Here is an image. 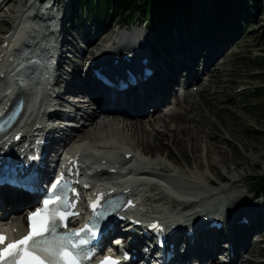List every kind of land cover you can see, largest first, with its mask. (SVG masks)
Segmentation results:
<instances>
[{
  "label": "bare ground",
  "instance_id": "obj_1",
  "mask_svg": "<svg viewBox=\"0 0 264 264\" xmlns=\"http://www.w3.org/2000/svg\"><path fill=\"white\" fill-rule=\"evenodd\" d=\"M28 1L30 0H26L25 2L23 0H0V12L2 13L0 15V27L2 24L14 20L19 9L21 10L23 7L29 8L30 2ZM56 2L57 0H53V4L56 5ZM16 7H18V10ZM230 8L228 9V7H224L221 12L222 16L217 12V23L212 31L210 29L206 30L208 26V18L206 16L203 17L205 29H200L198 27L190 28L186 27V25H184V28L182 29L181 26L176 25L175 38L172 42L166 44V49H164L163 53L164 56H167L165 61L167 72L164 74L161 72L159 74L157 73L155 78H151L153 80L155 79L154 81L152 80L153 82L151 79L149 80L152 83L150 82V84H148L149 82H146L145 85L141 86L144 90L148 88L146 90V94L143 95L142 100L140 98H134L132 103H128L127 99H125L123 102H119L117 100L108 101L107 96H104V94L99 96L93 95L95 92V87L89 85L85 87V81L90 79L89 66H87V55L90 54L92 58L96 53H98V51L103 50V48L106 46V42L109 40V34L105 35V31H103L98 33V36L95 39H90L88 37L85 38L87 47L81 52L78 50L76 45H72L70 47V54L75 55L80 53L79 56L82 62H73L71 67L75 73H77V77L79 74V76H81L80 79L82 80L80 81L78 78H72L68 76V82L65 86L59 89L56 101L59 104H69L73 106L75 100L77 102L82 100L83 105H80L79 107L83 108H78L75 118L77 119L80 117L79 119H81L85 116L86 122L85 125L80 127L81 129L77 131L71 139L65 142V147L70 149L74 146H77L79 143H83L82 145L76 147L75 152H81L85 148L90 151L94 150L104 153L113 152L117 158H120L121 161L124 162V164L130 162L126 161V158H124L125 155L127 153L135 152L134 148L138 147V149L145 153H149V155L151 154L153 157L152 159H147L146 163L143 162L141 167L136 168L138 171H140L141 176L147 178L144 180L145 183L142 182L146 187L154 186L151 181H155L157 179L156 177H164L168 180L175 176V168H177L174 158L175 154L179 157L181 156L182 159L187 163L186 167L189 168L192 165L191 156L193 153L195 154V151L199 150V147L196 145V143H194V140L198 138V134L201 133V130L193 129L191 127L187 129V127H189L190 124H199L203 120L211 121L213 115L217 117L216 112H218V114L221 116L219 109L224 108L223 104L217 105V101L220 99L219 95L216 93L218 91L214 90L212 96H208L207 92L209 93L211 91L210 89H215L214 85L216 82H218L216 79L217 71L215 70L219 68V63L223 64L224 69L225 64L223 59L228 56L229 51L237 43L238 38L242 34V28H233L234 22H237L236 17L239 16V9L233 7L231 9ZM33 9L35 10L36 8L34 7ZM228 11H230V15H227ZM64 15L65 18H68L70 16V10H66ZM61 30L63 32L64 38L63 46L71 45L72 40H68L66 38L68 36L66 34L67 30L65 25H62ZM8 31L9 29L6 30L5 28L0 30V44L4 41L2 36ZM118 31H121V29H118L117 32ZM138 36L140 37V34L137 32L135 33V30L133 29L131 33H125L122 31L120 37H118L120 40H122L127 49H132L134 48V45L139 43L137 38ZM184 37L186 38V41L183 46L182 41ZM91 45L93 46L91 47ZM190 52L193 54L192 56ZM101 53V57H106L108 55L105 51ZM150 61H152V63H156L154 59H150ZM83 62H86V64L84 65ZM202 65H204L202 68L204 71L202 76L204 77H199L198 74H195V70L198 71L201 69ZM190 69H194L195 77H191V79H193L196 84H198V92L192 93L186 90L182 94H177L176 86L178 85L179 81L184 78L186 72L190 71ZM188 87L189 84L186 86V88ZM130 93L131 92L124 91L117 95V97L126 95V98L130 95ZM219 93H221V91H219ZM168 94L169 96H174L173 104L179 107V110H176L167 116L163 114H156L154 116L152 115L151 117H148V105H151V107H154L155 109L158 104L159 107L165 105L169 99V97L166 99ZM22 96L24 97V100L28 106L30 102L29 92L23 91ZM180 109L183 110V114L180 113ZM26 112L28 113V116L33 115V109L29 106ZM166 118H169L172 120V122L174 121L175 127L169 126V123L166 122ZM182 119L184 122H182ZM187 119H190L191 121L186 123ZM56 121L60 122L61 119ZM94 124H97V134L94 129L92 133L86 131L91 127L90 125ZM140 129L141 131L139 134L138 130ZM124 130H127L128 132L129 130L132 131V139H130V141L128 140L129 138L126 140L124 137ZM102 132L106 133L107 137H103L101 134ZM184 132H187V138L180 137ZM209 135L210 134L206 136L209 138ZM185 140L190 141V146L192 147V151L188 157L185 153V150L183 149L184 145L182 144V142ZM131 143H134L136 147ZM213 149L216 152H222V150L215 145H213ZM168 150L174 156H172ZM177 150L181 151H179L181 155L177 153ZM137 153L134 155L139 158L142 153ZM161 155H165L167 160L162 158ZM194 156V165L198 168L202 165V163L198 160V155ZM197 156L198 159L196 158ZM168 161H171L172 163H169ZM206 161L211 169L215 168L216 164L213 159L206 157ZM172 164H176L175 167H172ZM178 166L180 167V171L185 170V168L181 167V165ZM111 167L115 168V165H111ZM181 175H185V172ZM155 187L156 186H154V188ZM157 190L158 193L155 196H148L147 194L143 196L145 205H147L148 202V205L153 202L156 203L163 198H167L168 200L173 198L168 192L164 190V188L159 186ZM16 192L20 193L23 197H21V200L17 199L15 201L12 198H9L8 200L3 197L2 203H0V205L2 207L8 205V207H11V214L19 215L20 211L23 209L22 204L24 206L29 205L32 197L28 194H24L21 191ZM158 196L159 198L154 199V197ZM0 197L2 198L1 195ZM10 199H12V201ZM241 200H244L247 203L246 205L249 207L241 206ZM184 201L190 202L189 200ZM259 204L264 205V195H262V198L254 204L249 203V201L242 197L232 198L230 203L226 204V213L234 214L235 216L238 214V217L233 216L230 218V223H232L234 226V231L232 232L231 238L233 242V252L235 255H237L242 250L240 253V264H263L262 260L264 259H259L257 262H255L249 257L251 255L257 256L261 252V250L258 248L259 242L257 241L256 236L263 237L264 214L258 213L257 210L259 208ZM215 209L216 207L212 208V210ZM154 210V213H161L160 209ZM242 215L248 220L247 225H242L239 222V219ZM21 223H23V221H21V219H17L11 224H14L17 230L20 232L19 228L22 226ZM222 231L223 230L218 229L214 232L217 234V236L213 234L215 241H211L210 243L207 241H201L191 244V246L183 251V261L176 260L177 262H175V264H183L185 261L193 259L194 256H196L193 250L194 247L199 248H195V250H198V258L206 261L207 264H215L217 262V253L219 252L220 254H225L223 248L221 247V242L224 243L226 237Z\"/></svg>",
  "mask_w": 264,
  "mask_h": 264
},
{
  "label": "rangeland",
  "instance_id": "obj_2",
  "mask_svg": "<svg viewBox=\"0 0 264 264\" xmlns=\"http://www.w3.org/2000/svg\"><path fill=\"white\" fill-rule=\"evenodd\" d=\"M23 1L25 2L26 0ZM195 1V3H197L195 5L198 7L194 16L201 18L202 21L205 16L210 19L211 22L210 24L208 23L206 30L210 29L211 31L217 23V12L222 16L221 12L224 7H228V9L230 7L238 8L239 16L236 17L237 22H234L233 28H242V34L238 38L237 43L229 51L228 56L223 59L225 64L224 69L223 64L219 63V68L215 70L217 71L216 79L218 80L214 85L215 89H210L211 91L209 93L207 92L208 96H212L214 90L218 91L216 93L219 95L220 99L217 101V105H224V108L219 109L221 116L216 112L217 117L213 115L211 121L203 120L199 124H190V126L187 127V129L191 127L201 130V133L198 134V138L194 140L199 150L195 151V154H191L192 165L189 167L190 169L186 167L187 163L181 156L179 157L176 154L174 156L168 150L172 156H174L177 168H175V176L168 179L169 181L167 180L166 183L171 189L175 190L176 194H187V197L196 200L194 204L188 206V212L202 209H207L208 211L209 209L212 210L214 207L217 209L222 205L225 206L229 204L231 199L235 197H242L249 201V203H253L251 198L252 195H254V184H257L256 179L264 176V95L253 98V91L256 88L264 87V77H262V74H264V65H259L258 60L264 57V0ZM85 2L86 1H84V3ZM64 3V6H67L69 1L66 0ZM71 5L73 9L78 8L75 5V0H72ZM113 13L114 11H111V14ZM1 14L0 12V15ZM181 15L178 17L179 21L175 22L172 27L167 25L168 28L155 31L156 40L160 41L163 50L166 44L174 40L176 25H180L182 29L184 28ZM227 15H230V11H228ZM116 16L117 15H115L112 21L110 20V24H108L109 20L105 21L103 18L100 20L94 19V22L99 23V25H101L100 29L104 30L105 35L109 34V36H111L115 30L124 27L127 28L128 31L143 29V25L138 26L139 24L137 23L133 25L124 24L122 20L116 18ZM9 23L10 22L2 24L0 30L2 28L6 29ZM72 24H75V27L80 29L79 23L75 18H73ZM86 26L87 23L84 24L80 33H74L75 36L80 37L82 31L86 29ZM202 26V29H205L204 24ZM92 46L93 45H91V47ZM73 58H75L77 62H82L80 57H75L74 55ZM73 58L71 56L70 59L72 60ZM88 58H90V54L87 55V59ZM83 64L85 65L86 62H83ZM241 88H244V91L239 93L236 92ZM219 91H221V93H219ZM166 122L169 123V126L175 127V122H172L169 118H166ZM182 122H184L183 119ZM188 122L189 121H186V123ZM90 126L91 127L86 131L92 133L94 129L97 134V124ZM130 131L131 130H129V132L124 130V137L126 140L129 138V141L132 139V131ZM140 131L141 129L138 130L139 134ZM101 134L103 137H107L106 133L102 132ZM182 134L183 135L180 137L187 138V132ZM208 134H210L209 138L206 136ZM131 144L135 146L134 143ZM182 144L184 145L183 149L188 157L192 151L190 141L185 140ZM213 145L220 148L222 152H216L213 149ZM135 149L140 150L138 147L134 148V150ZM179 151L177 150V153L181 155V151ZM138 153L149 155V153H145L141 150L138 151ZM194 155H198L199 159L198 156L196 158L202 163L198 168L194 165ZM149 156L151 159L153 158L151 154ZM161 157L167 160L165 155H161ZM206 157H210L215 161L216 166L214 169L208 166ZM168 162L172 163L171 161ZM173 164L172 167H175L176 164ZM178 165L185 168L186 171L183 170L185 175H181L184 174V172L180 171ZM156 178L161 180L162 177ZM141 185L143 188H147L143 183H141ZM158 187L153 188L150 195L155 196L158 193ZM163 188L167 192L166 187ZM241 201V206L249 207L244 200ZM172 202H174L173 198L170 200L163 198L159 200V202L150 203V205H148V202L146 207L144 206V210H148L146 213L152 214L151 211L154 213V209H160V211H162V209H166L167 205ZM175 203L176 204H174L169 211L177 213L178 215L184 214L180 209L184 206V203L176 200ZM258 248L262 253L260 252L257 256H249L252 261L257 262L259 259H264V243H261V245L259 244ZM262 263L264 264V260H262Z\"/></svg>",
  "mask_w": 264,
  "mask_h": 264
},
{
  "label": "snow or ice",
  "instance_id": "obj_3",
  "mask_svg": "<svg viewBox=\"0 0 264 264\" xmlns=\"http://www.w3.org/2000/svg\"><path fill=\"white\" fill-rule=\"evenodd\" d=\"M61 182L62 177L55 180L52 184L53 192ZM15 183L17 182L8 181L0 176V188ZM99 202L100 198L98 197L97 201L90 206L95 210ZM58 203L61 206L63 205L60 196H55L54 199H45L43 201L44 207L38 208L29 214L27 234L17 240L9 242L5 232L0 231V264H85V262L91 264L95 254L93 253L90 256L89 253L92 252V249L89 248L84 251L83 247L93 243V239L97 236L98 225L92 224L90 221L82 229L48 235L49 233H55V229L51 227L54 221L59 219L63 222L66 216L69 215L66 209L61 210L60 207L51 210V206ZM128 204H132V201H128ZM96 215L99 216L100 213H96ZM64 227H67L66 222ZM150 227L161 228L162 226L157 221ZM85 232L88 233L87 236L84 235ZM100 264H120V261L118 258L109 255L105 256Z\"/></svg>",
  "mask_w": 264,
  "mask_h": 264
},
{
  "label": "trees",
  "instance_id": "obj_4",
  "mask_svg": "<svg viewBox=\"0 0 264 264\" xmlns=\"http://www.w3.org/2000/svg\"><path fill=\"white\" fill-rule=\"evenodd\" d=\"M84 1H86L84 3ZM84 3V4H83ZM82 8L99 17L106 16L111 10L122 14L123 19H132L135 16L149 17L152 22L160 20L162 14L173 13L181 6L185 11H190V1L182 3V0H80ZM162 13V14H161ZM256 191L264 190V176L256 179Z\"/></svg>",
  "mask_w": 264,
  "mask_h": 264
}]
</instances>
